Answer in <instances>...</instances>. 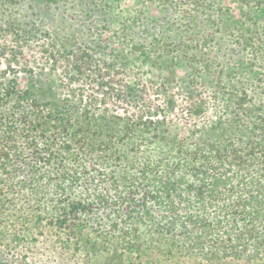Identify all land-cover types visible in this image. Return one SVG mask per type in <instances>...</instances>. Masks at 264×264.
Wrapping results in <instances>:
<instances>
[{"label":"trees","instance_id":"16d2710c","mask_svg":"<svg viewBox=\"0 0 264 264\" xmlns=\"http://www.w3.org/2000/svg\"><path fill=\"white\" fill-rule=\"evenodd\" d=\"M143 4L163 16L133 33L131 56L157 80L85 45L58 87L53 54L47 73L0 70V248L12 260L51 233L85 264H264V90L225 84L264 59V0ZM219 36L253 58L219 69L206 55Z\"/></svg>","mask_w":264,"mask_h":264},{"label":"rangeland","instance_id":"374dc122","mask_svg":"<svg viewBox=\"0 0 264 264\" xmlns=\"http://www.w3.org/2000/svg\"><path fill=\"white\" fill-rule=\"evenodd\" d=\"M51 1L54 0H0V70L5 71L13 61L19 71L39 73L44 69L47 73L52 68L49 56L53 54L54 60L59 62L55 68L57 77L51 84L58 87L60 74L73 68V59L67 55L85 45L97 60L115 64L127 75L130 73L129 77L135 75V79L143 82L161 77L160 71L131 56L133 37L137 38L133 33L140 31L147 17L163 16L159 5H144L143 0H112L109 5H89L82 0ZM103 29L106 32L101 36ZM206 55L217 57L219 69H226L230 58L241 56V60L247 62L254 56L252 53L242 55L233 39L220 36L207 46ZM181 56L179 53L174 58L178 60ZM254 58L253 74H248L246 68L240 69L239 75L234 76L235 81H225V84L246 83L264 90V59L262 56ZM260 74H263L262 82L256 83L253 78ZM180 75L189 76L184 69L180 70ZM17 78L26 85L29 76L19 74ZM41 78L43 83L48 82L46 77ZM218 111L219 105H213V114ZM176 132L186 137L189 128L179 125ZM56 242L51 233L39 236L37 242L30 238L14 251L13 260L0 248V264H85L82 255L74 260L68 252L63 254L62 246Z\"/></svg>","mask_w":264,"mask_h":264}]
</instances>
